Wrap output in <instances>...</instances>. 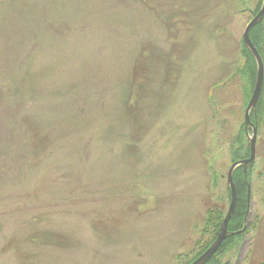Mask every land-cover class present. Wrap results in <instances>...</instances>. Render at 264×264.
I'll return each instance as SVG.
<instances>
[{"label":"rangeland","instance_id":"rangeland-1","mask_svg":"<svg viewBox=\"0 0 264 264\" xmlns=\"http://www.w3.org/2000/svg\"><path fill=\"white\" fill-rule=\"evenodd\" d=\"M258 3L0 0V264H186L210 242ZM261 98L248 231L221 264H264Z\"/></svg>","mask_w":264,"mask_h":264},{"label":"water","instance_id":"water-1","mask_svg":"<svg viewBox=\"0 0 264 264\" xmlns=\"http://www.w3.org/2000/svg\"><path fill=\"white\" fill-rule=\"evenodd\" d=\"M263 17H264V0H263V4L261 6L259 13L247 25L245 32H244V36H243L246 47L253 53L256 59V62H257V77H256L255 88H254L252 97L250 99V102L245 112V124H246V132L249 138L250 156L246 159L235 161L229 168L227 178H228V184L231 190V202H230L228 212L221 224L220 230L214 242L205 250V252H203L191 264H206L217 253L223 241L230 234L228 225H229L231 217L234 214L236 204H237V189H236V185L233 179L234 171L236 170L238 166L244 165L245 178L247 179L248 169L249 167L251 168L255 163L257 126L254 125L251 121V110L256 109L257 101L262 92L263 80H264V62H263L262 56L260 55L258 49L255 47V45L253 44L250 38V31L257 23L262 21ZM249 125L253 126L252 133H250L249 131ZM250 202H251V188L249 186L248 192H247V213L250 210ZM245 227H246V222H245L244 228ZM244 228L239 230L238 232L239 233L242 232Z\"/></svg>","mask_w":264,"mask_h":264},{"label":"trees","instance_id":"trees-1","mask_svg":"<svg viewBox=\"0 0 264 264\" xmlns=\"http://www.w3.org/2000/svg\"><path fill=\"white\" fill-rule=\"evenodd\" d=\"M261 4H262V0H259V3L257 4V7H256L257 10L261 6ZM251 37H252L253 41L256 42V44H254L255 46H259L260 49H261V47H264V44H263V42H264L263 41L264 40V28L262 27V24L259 23L252 29ZM258 40H260V41L258 42ZM258 43H260V44H258ZM243 48H244V51H247L250 54V58L247 61L246 66L243 67L245 70L244 69L243 70L245 72L247 71V72L252 74V79H253V82H254V80H255V65H252V64H254V63H252L253 62L252 60H253L254 57L252 56L251 52L248 50V48L244 44H243ZM262 51H263L262 54H263V57H264V50H262ZM263 95H264V93H263ZM263 95H262V97H263ZM259 104L260 103H258L257 108L259 107ZM263 112H264V107L262 109L261 115H263ZM252 118L255 119V112L252 114ZM240 150H241V146H240ZM248 155H249V147L247 146V149L245 150V153L243 155L239 154V152L235 153L233 160H238V159H241V158H245ZM234 182H235V185H236V188H237V205H236L234 214L231 217L229 225H228L229 230L234 232V233H231V234L228 235V237L223 241V243H222L221 247L219 248L218 252L210 259V261L212 259H214V261H215L214 264H221V262L219 260V257H220V255H222L224 253V248H226L227 244L230 241L234 240L238 236L241 237L242 234H244V233H246L248 231V226H247V228L244 229L242 232H240V233L238 232L239 230L243 229V227L245 225V219L247 217V214H249V213H247V192H248V184H250L251 181H250V178H249V173H248V179L246 180L243 166H240V167H238L235 170V172H234ZM227 189L229 191V198H230V201H231V190H230L229 186L227 187ZM229 204H230V202H229ZM228 208H229V206H228ZM223 218H224V213L220 212L219 215L217 216V220H219V222L216 225H215L214 220L212 219V221H213L212 222L213 223V227L212 228H213V233H214L213 238L210 240V242L199 253H197L186 264L192 263L198 256H200L213 243V241L215 240V238L217 236V233L220 230V225L222 223ZM226 264H229V263H226Z\"/></svg>","mask_w":264,"mask_h":264},{"label":"flooded vegetation","instance_id":"flooded-vegetation-1","mask_svg":"<svg viewBox=\"0 0 264 264\" xmlns=\"http://www.w3.org/2000/svg\"><path fill=\"white\" fill-rule=\"evenodd\" d=\"M257 6H255L254 8H251V9H249V11H248V16H249V20H248V22H247V24L257 15V13L259 12V10H260V8H261V6L259 7V9L257 10V8H256ZM244 11H246V10H244ZM260 24H262V27L264 28V18H263V20H262V22L260 23ZM254 28V27H253ZM252 28V29H253ZM251 32H252V30H251ZM251 32H250V38H251V40H252V42L254 43V44H256V42H254L253 41V39H252V37H251ZM240 40H243V35H242V38L240 39ZM260 40H258V42H259ZM264 41V40H263ZM258 44H260V43H258ZM263 44H264V42H263ZM258 49H259V51H260V53H261V55H262V57H263V51H261V49L262 50H264V47H261V49H260V47L259 46H256ZM244 51V50H243ZM245 52V57H244V66L243 67H245L246 66V64H247V61L249 60V58H250V54H249V52H247V51H244ZM251 52V51H250ZM252 54V53H251ZM252 56H253V54H252ZM254 57V56H253ZM253 62L252 63H254V64H252V65H255V69H256V72H257V63H256V60H255V58H253V60H252ZM263 61H264V57H263ZM263 93H264V84H263V90H262V94H261V97H262V95H263ZM261 97H260V99H261ZM260 99H259V101H260ZM259 103V102H258ZM253 113V112H252ZM256 114V113H255ZM252 119V118H251ZM255 123H257L258 124V127H259V120H258V118L255 116V119L253 120ZM244 130H245V128H244Z\"/></svg>","mask_w":264,"mask_h":264}]
</instances>
